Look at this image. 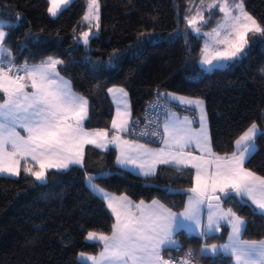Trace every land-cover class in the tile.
I'll list each match as a JSON object with an SVG mask.
<instances>
[{"label": "trees", "instance_id": "trees-1", "mask_svg": "<svg viewBox=\"0 0 264 264\" xmlns=\"http://www.w3.org/2000/svg\"><path fill=\"white\" fill-rule=\"evenodd\" d=\"M200 1L99 0V29H92L97 36L87 48L78 42L80 34L91 29L83 20L86 0H73L55 18L47 12V0H0V20L16 24L6 43L17 63L35 64L49 56L65 62L61 75L89 100L86 128L109 129L113 117L110 88L127 91L132 120L141 116L155 93L165 98L172 93L204 101L213 151L230 154L252 123L264 132V46L257 44L246 59L231 62L227 68L202 71L203 38L191 33L185 19L189 5ZM244 4L264 26V0H244ZM17 17L22 19L17 21ZM249 39L264 37L250 34ZM148 40L152 42H144ZM110 58L112 67H108ZM94 65L102 71L94 73ZM256 145L258 151L246 166L264 175V135L256 138ZM91 151L103 159L100 173L108 172L96 182L106 191L127 195L134 202L157 199L174 212L184 209L186 196L170 195L168 190L190 187V169L160 166L155 175L142 177L118 168L114 150L100 153L89 148L84 167L49 170L44 185L23 171L19 177H0V264H87L78 259L81 253L100 252V244L86 240L87 232L110 234L113 217L86 185V176L98 173L89 162ZM224 206L234 207L246 219L243 239H264V217L249 207ZM227 230L206 242L224 241ZM176 239L185 251L199 252L202 246L201 238L184 232ZM196 264H221V258H200ZM222 264H232L231 259L224 258Z\"/></svg>", "mask_w": 264, "mask_h": 264}, {"label": "snow or ice", "instance_id": "snow-or-ice-1", "mask_svg": "<svg viewBox=\"0 0 264 264\" xmlns=\"http://www.w3.org/2000/svg\"><path fill=\"white\" fill-rule=\"evenodd\" d=\"M71 2L48 0L47 12L57 17ZM206 7L209 19L214 15L213 9L222 14L216 26L203 33L207 39L200 63L206 70L240 62L247 58L252 47L264 46V39H249L250 34L264 37V26L245 9L244 0H212ZM21 19L17 17V21ZM83 19L90 28L95 20L99 29L98 0H88V12ZM185 19L197 35L201 34V25L208 23L201 8ZM15 27L16 24L0 20V177H19L23 171L44 185L49 170L67 171L72 165L84 167L85 145L89 144L102 149L115 145L120 153L117 162L133 165L140 175H155L157 165L172 166L177 171L193 170L191 186L184 190L188 193L187 202L179 213L157 199L145 203L134 202L127 195H111L93 183V177L86 176L93 194L107 203L114 222L110 234L87 232L86 240L98 242L102 250L98 255L81 253L79 260L90 264H196L198 259L211 256L220 257L221 264L224 258H230L233 264H264V239H243L246 219L234 207H224L229 203L235 209L249 207L253 214L264 217V175L246 166L258 151L256 138L264 135L256 123L235 141L234 151L220 155L213 151L204 101L168 93L172 100L187 106L186 110L199 113V127H193L196 120L188 116L181 119L169 111L162 125L157 124L163 132L150 133L160 141L159 147L151 148L122 138V134L130 132V123L135 128L139 121L130 120L124 88H110L109 93L118 98V106L111 122L115 133L109 139L107 131L86 129L89 100L75 92L72 82L61 75L63 60L49 56L35 64L15 61L6 43ZM90 39V32L84 31L78 42L87 48ZM112 66L110 58L108 67ZM92 71L102 69L94 65ZM139 135L149 133L140 131ZM224 228L229 230L226 243H206L217 238L216 234ZM182 231L205 241L199 252L183 249L176 239ZM170 251L183 255L178 259L165 257L164 253Z\"/></svg>", "mask_w": 264, "mask_h": 264}, {"label": "built area", "instance_id": "built-area-1", "mask_svg": "<svg viewBox=\"0 0 264 264\" xmlns=\"http://www.w3.org/2000/svg\"><path fill=\"white\" fill-rule=\"evenodd\" d=\"M173 109L174 106L161 93H155L153 98L145 105L144 110L141 113V116L139 118H134L131 121V122L139 121V123L136 125L135 128H133L132 124L130 123V132L126 134V137L130 140H135V142L145 144L146 146H151L154 148L159 147L160 141L156 137L151 136L150 133L153 130H157L161 133L163 132L162 127L157 128V124L159 123L162 125L166 113ZM182 112L190 116L191 119L197 121V117L194 111L183 109ZM140 131H146L149 133V135L140 136L139 135ZM132 132H136L137 135L132 136L131 135ZM167 256L169 255H165V257ZM171 256L178 259L182 255H171Z\"/></svg>", "mask_w": 264, "mask_h": 264}, {"label": "crops", "instance_id": "crops-1", "mask_svg": "<svg viewBox=\"0 0 264 264\" xmlns=\"http://www.w3.org/2000/svg\"><path fill=\"white\" fill-rule=\"evenodd\" d=\"M66 79V78H65ZM113 88H119V87H113ZM173 95H175V96H179V95H176V94H173ZM108 97H109V99H110V101H111V103H112V106H113V117H112V119L115 117V115H116V110H117V106H118V98L117 97H114L112 94H110L109 93V91H108ZM181 97H183V96H181ZM188 98V97H187ZM124 99H126V98H124ZM166 99L175 107L173 110H171V112H175L176 113V115L178 116V115H181L180 113V110H183V109H186L187 108V106H185V105H181L178 101H175V100H172L171 99V97H169V96H167V94H166ZM190 99H192V98H190ZM127 104H128V106H129V109H130V112H131V108H130V102H129V98H128V101H127ZM120 107H123V105L122 104H120ZM194 113L196 114V116H197V112L196 111H194ZM186 116V115H185ZM130 120H132V116L130 117ZM86 122V121H85ZM112 122V121H111ZM198 123H199V121H198V117H197V121H196V123L194 124L195 126H198ZM86 127V126H85ZM130 127V126H129ZM199 127V126H198ZM87 130H89V131H95V130H103V131H107L108 133H109V136H108V138L110 139L111 138V136L115 133V130L114 129H112V127H111V123H110V127H109V129H88V128H86ZM163 129V128H162ZM126 134L127 133H124V134H122V138L123 139H127V137H126ZM210 134V133H209ZM239 139V138H238ZM129 140V139H128ZM148 147V146H147ZM89 148H92V149H95V150H97V151H99L100 153H104V152H107V151H109L110 149H112V150H114L115 151V165L118 167V168H120V169H123V170H126V171H129V172H131V173H133V174H136V175H139V176H142V177H151V176H144V175H140V174H138L139 173V169L138 168H135L133 165H121V164H119L118 162H117V157L119 156V151H118V149L115 147V145H109L107 148H104V149H102V148H96L94 145H91V144H89V145H85V155H84V164H85V159H86V151H87V149H89ZM152 148V147H151ZM235 148H236V145H235V143H234V150H235ZM91 153H92V151H91ZM193 153L194 154H197V153H195V149L193 148ZM90 162V164H91V167H92V169L94 170V171H97L98 173H100L101 171H103V169H104V165H103V159L101 158V157H97L95 154H93L92 153V158H91V161H89ZM73 166V165H72ZM160 166H168V165H157V169L160 167ZM71 167V166H70ZM78 167H80V166H78ZM52 170H54V169H52ZM191 171H193L192 169H190ZM91 191V190H90ZM92 192V191H91ZM108 192V191H107ZM93 193V192H92ZM109 194H111V195H114V194H112V193H110L109 192ZM115 196H118V195H115ZM187 197L188 196H186V198H185V204H186V202H187ZM102 200V199H101ZM103 201V200H102ZM104 202V201H103ZM105 204H106V206H107V203L106 202H104ZM145 203H150V202H145ZM225 207V206H224ZM107 208H108V206H107ZM226 208V207H225ZM109 210V209H108ZM183 211V210H182ZM204 211H205V213H206V211H207V209L205 208L204 209ZM109 212H110V210H109ZM181 212V211H180ZM177 213H179V212H177ZM110 214H111V212H110ZM112 215V214H111ZM113 217V216H112ZM113 220H114V218H113ZM205 221H206V216H205ZM183 232V231H182ZM185 233V232H184ZM219 234V233H218ZM187 235H189V234H187ZM227 235H228V230H227ZM227 235H226V237H227ZM202 240V242L204 241L203 239H201ZM91 243H98V242H91ZM99 244V243H98ZM101 247H102V245H101ZM165 253H167V254H165ZM164 253V255H171V252H165ZM83 262H85V261H83ZM85 263H87V264H90V262H85Z\"/></svg>", "mask_w": 264, "mask_h": 264}, {"label": "rangeland", "instance_id": "rangeland-1", "mask_svg": "<svg viewBox=\"0 0 264 264\" xmlns=\"http://www.w3.org/2000/svg\"><path fill=\"white\" fill-rule=\"evenodd\" d=\"M48 1V0H47ZM73 1V0H72ZM204 1V0H203ZM86 2H87V7H86V12H85V14L88 12V0H86ZM201 2V1H200ZM212 2V0L210 1V0H207V1H204V3H203V5H201L200 3H198V2H194V3H191L190 5H189V8H188V15L186 14L185 16L187 17V16H190V15H194L195 13H196V11H197V9L198 8H201V10L204 12V16H205V18L208 20V23H206V24H203V25H201V34L200 35H197L195 32H193L192 31V29L189 27V30L191 31V33L192 34H194V35H196L197 37H200V36H202V38H203V40H202V46H201V55H202V48L204 47V43H205V40L207 39V37H205L204 35H203V33L204 32H210L211 30H212V28H214L215 26H216V24H217V22L221 19V17H222V14L220 15V16H218L217 14H216V11L219 13V11H218V9H213L212 11H213V13H214V15H212L211 16V18L209 19V12H208V10H207V4L208 3H211ZM98 3H99V0H98ZM69 5V4H68ZM67 5V6H68ZM66 6V7H67ZM48 7H49V4H48ZM65 9V8H64ZM189 9H191V11H189ZM186 13H187V11H186ZM49 14V13H48ZM50 16V15H49ZM85 16V15H84ZM51 18H55V17H52V16H50ZM84 20V19H83ZM99 21H100V4H99ZM99 21H98V23H99ZM88 26H89V23L88 22H86V21H84ZM187 22V21H186ZM96 21L95 20H93L92 21V23H91V29L90 30H88L89 32H90V36H91V38L93 37V36H97V35H92L93 33H92V29H95V30H97V28H96ZM97 34V33H96ZM81 44H83L82 42H80ZM84 45V44H83ZM200 60H201V56H200ZM229 63H231V62H229ZM229 63L228 64H225L224 66H222V67H216V68H214V69H212V70H206V67L205 66H203V65H201V63H200V61H199V66H200V68L202 69V71H204V72H211V71H213V70H216V69H224V68H227L228 67V65H229ZM125 92H127V91H125ZM128 94V93H127ZM128 101V95H127V97H126V102ZM204 110H205V106H204ZM205 113H206V110H205ZM181 115H178V117H180L181 119L185 116V115H183L182 113H180ZM206 115H207V113H206ZM186 116H188V115H186ZM189 118H190V116H188ZM196 117H198V121H199V113L197 112V116ZM191 119V118H190ZM207 123H208V117H207ZM198 126H199V123H198ZM198 126H195V125H193V127H197L198 128ZM257 128L259 129V131H261V129H260V127L257 125ZM208 130H209V126H208ZM21 132H22V130H20ZM247 131V130H246ZM244 134V133H243ZM242 134V135H243ZM241 135V136H242ZM73 166H78V165H73ZM8 177V176H7ZM15 178V177H14ZM93 183H95L98 187H100L96 182H93ZM86 185L88 186V181L86 180ZM88 188H89V186H88ZM100 188H102V187H100ZM90 189V188H89ZM103 189V188H102ZM104 191H106L105 189H104ZM107 192V191H106ZM109 193V192H108ZM97 196V195H96ZM250 203V202H249ZM252 208H254V206H252ZM114 218V217H113ZM113 222H114V220H113ZM222 231V230H221ZM224 231H226V229L224 230ZM229 231V230H228ZM226 236V235H225ZM227 240H228V235H227V237L225 238V240L224 241H222V242H220V243H209V242H206L208 245H211V244H217V245H219V244H222V243H226L227 242ZM89 242H91V241H89ZM205 243V241H203L202 242V245ZM102 250V247H101V249H100V251ZM99 254V253H98ZM97 254V255H98ZM85 256H88V255H85ZM81 261H84V260H81ZM85 262H88V261H85ZM231 262H232V260H231ZM232 264H233V262H232Z\"/></svg>", "mask_w": 264, "mask_h": 264}, {"label": "water", "instance_id": "water-1", "mask_svg": "<svg viewBox=\"0 0 264 264\" xmlns=\"http://www.w3.org/2000/svg\"><path fill=\"white\" fill-rule=\"evenodd\" d=\"M88 176H91L94 178L93 182H97V181H100L104 178H106L108 176V172H105V173H97V174H89ZM146 187H149V188H157V186L151 184V183H146L145 184ZM187 189V188H185ZM185 189H169L168 190V194L170 195H181V196H188V193L186 191H184Z\"/></svg>", "mask_w": 264, "mask_h": 264}]
</instances>
